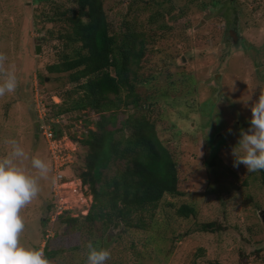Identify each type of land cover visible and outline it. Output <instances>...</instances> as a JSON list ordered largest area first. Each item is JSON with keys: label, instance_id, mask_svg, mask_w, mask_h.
Masks as SVG:
<instances>
[{"label": "rangeland", "instance_id": "1", "mask_svg": "<svg viewBox=\"0 0 264 264\" xmlns=\"http://www.w3.org/2000/svg\"><path fill=\"white\" fill-rule=\"evenodd\" d=\"M72 5L71 0H0V52L15 65L19 81L14 93L0 97V157L6 154L3 140L15 138L50 165L33 87L38 85L52 115V96L61 101L73 86L65 73L46 71L68 51L60 12ZM103 5L113 32L129 23L144 33L147 49L136 89L140 104L152 106L127 108L123 116L145 111L155 120L159 138L177 163L180 194H165L151 216L143 213L148 222L143 228L106 232L97 223L93 231L86 230L83 215L69 211L79 217L78 231L44 223L52 180H42L37 198L21 211L20 243L43 249L52 234L78 245L51 257V264H85L89 241H101L110 250L107 264H264V184L258 171L233 167L231 156L239 130L249 128L251 105L264 84V0H103ZM63 116L72 122L95 119L91 111ZM81 163L82 156L68 170L78 175ZM122 164H111L106 173L112 175ZM182 204L195 213L178 215ZM212 221L217 231L201 230Z\"/></svg>", "mask_w": 264, "mask_h": 264}, {"label": "trees", "instance_id": "2", "mask_svg": "<svg viewBox=\"0 0 264 264\" xmlns=\"http://www.w3.org/2000/svg\"><path fill=\"white\" fill-rule=\"evenodd\" d=\"M71 3V7L60 12L67 24L63 37L68 51H63L57 62L46 65V71L65 73L67 82L73 86L65 90L61 101L52 100L56 108L52 115L43 97L47 116L62 119V115L74 111L95 114V119L83 121L84 127H93L86 134L82 132L76 157L77 163L82 156L78 175L88 184L93 198L87 214L81 217L83 228L93 231L97 223L106 232L120 227L143 228L148 224L143 213L151 216L165 194H180L177 163L159 138L155 120L145 111L123 116L127 108L150 110L152 106L140 104L136 89L147 42L144 33L129 23L122 31L113 32L103 0H71ZM54 129L58 133L61 122ZM115 162H123L122 167L108 175L106 170ZM258 174L264 184V170ZM194 213V208L187 204L177 209V214L183 217ZM78 220L79 217L63 213L55 223L75 226L80 231ZM44 223L48 224V215ZM201 230L218 228L212 221L203 223ZM51 235L42 247L46 258L77 250L78 245H71L66 239L60 242V236ZM101 243L94 246L103 248ZM49 245L63 247L49 249Z\"/></svg>", "mask_w": 264, "mask_h": 264}, {"label": "clouds", "instance_id": "3", "mask_svg": "<svg viewBox=\"0 0 264 264\" xmlns=\"http://www.w3.org/2000/svg\"><path fill=\"white\" fill-rule=\"evenodd\" d=\"M15 65L0 52V97L14 93L18 87ZM251 105L249 128L239 130V138L231 146L233 167L241 164L248 172L264 170V84ZM231 132V129H229ZM6 154L0 157V264H51L42 249L26 248L20 243L25 229L21 211L41 191L40 182L52 180L49 163L29 154L15 138H5ZM85 264H107L111 252L89 241Z\"/></svg>", "mask_w": 264, "mask_h": 264}, {"label": "built area", "instance_id": "4", "mask_svg": "<svg viewBox=\"0 0 264 264\" xmlns=\"http://www.w3.org/2000/svg\"><path fill=\"white\" fill-rule=\"evenodd\" d=\"M33 90L38 129L46 142L52 170L51 175L55 177V181L51 182V207L47 214L48 224L52 226L59 215L75 209L81 215H85L91 206L93 198L88 184H85L79 175L71 173V169L68 170V167L72 166L77 157L82 132L86 134L88 129L92 127H84L82 119L76 122L68 121V117L63 115L61 116L62 119L60 117L48 118L43 95L36 83ZM52 100L59 102V98L56 96H53ZM60 122L61 129L57 133L54 125ZM65 171H68L67 174Z\"/></svg>", "mask_w": 264, "mask_h": 264}, {"label": "water", "instance_id": "5", "mask_svg": "<svg viewBox=\"0 0 264 264\" xmlns=\"http://www.w3.org/2000/svg\"><path fill=\"white\" fill-rule=\"evenodd\" d=\"M230 35H233V39H234L233 41L236 42V39H235V30H232L230 32ZM38 51H39V46L36 47V52H38ZM260 218H261L262 221H264V211H260Z\"/></svg>", "mask_w": 264, "mask_h": 264}]
</instances>
